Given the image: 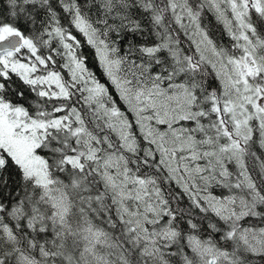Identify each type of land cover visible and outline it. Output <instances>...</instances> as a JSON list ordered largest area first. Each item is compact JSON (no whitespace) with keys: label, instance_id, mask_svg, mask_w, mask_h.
Wrapping results in <instances>:
<instances>
[{"label":"snow or ice","instance_id":"1","mask_svg":"<svg viewBox=\"0 0 264 264\" xmlns=\"http://www.w3.org/2000/svg\"><path fill=\"white\" fill-rule=\"evenodd\" d=\"M0 264H264V0H0Z\"/></svg>","mask_w":264,"mask_h":264}]
</instances>
